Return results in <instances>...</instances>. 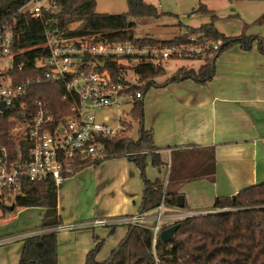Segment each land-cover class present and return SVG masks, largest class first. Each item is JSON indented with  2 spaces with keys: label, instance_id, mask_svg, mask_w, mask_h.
<instances>
[{
  "label": "built area",
  "instance_id": "1",
  "mask_svg": "<svg viewBox=\"0 0 264 264\" xmlns=\"http://www.w3.org/2000/svg\"><path fill=\"white\" fill-rule=\"evenodd\" d=\"M52 0H30L21 7L17 17L0 24V118L14 115L12 135L15 149H2L0 155V211L16 203L23 195V187L51 183L57 189L69 181L83 165L98 163L110 158L139 157L148 152H130L121 156L107 153L103 138H117L126 131L129 122L120 117L115 130L110 117L99 120L103 110L132 105L143 95L134 91L143 87V74L135 68L144 63L154 69L164 68L177 60L214 55L225 44L222 39L213 41L193 36L186 43L142 46L136 42L99 44L89 38L67 39L64 34L46 31L45 39L24 46L23 38L33 37L32 22L45 24L44 11ZM34 49H45L47 56L37 62L48 83L65 82L69 96L74 100L67 116H56L44 102H32V92L41 80L17 84L13 78L17 57ZM126 65L117 79L106 68V62ZM156 153H160L156 151ZM171 154V151H169ZM171 166H168L170 170ZM168 181L166 185H168ZM156 213V214H154ZM218 214L215 210H189L168 206L165 196L154 210L140 211L136 215L99 218L92 221L62 223L55 227L34 229L0 239V247L51 234L78 231H108L125 228L151 234V253L157 258V244L161 233L189 219Z\"/></svg>",
  "mask_w": 264,
  "mask_h": 264
},
{
  "label": "trees",
  "instance_id": "2",
  "mask_svg": "<svg viewBox=\"0 0 264 264\" xmlns=\"http://www.w3.org/2000/svg\"><path fill=\"white\" fill-rule=\"evenodd\" d=\"M29 1L0 0V24L17 17L19 9ZM127 4L126 14L110 15L96 11V0H52L49 9L44 11L46 16L44 22L48 25L32 22L33 37H24V46L30 47L34 42L45 39L47 30L59 31L67 39L89 38L99 44L136 42L142 46L172 45L186 43L193 36H203L213 41L222 39L225 42L224 46L214 55L191 59L203 62L200 70L180 69L171 80L167 81L168 84L185 80H193L200 84L211 82L215 76V64L218 57L235 47L249 50L254 43H257L258 51L264 55L263 38L246 35L228 38L221 35L213 24L188 29L187 33L171 41L152 38L136 39L134 20H159L166 15L143 0H127ZM198 11L210 14L206 5L202 3ZM212 17L214 20L215 16ZM258 25H264V14L258 21ZM73 26L77 28L71 29ZM47 55L48 51L45 49H34L17 57L14 62L13 78L17 84H23L29 80L37 82L41 80L32 92L30 103L44 102L52 113L64 117L69 114L74 100L69 99L64 102V97L69 96L66 83L46 82L44 72L37 68L39 59ZM106 68L113 71L114 78L117 79L120 71L125 70L127 66L107 61ZM135 71L142 73L145 81L143 87L133 89L140 91L143 95L142 99H136L133 104V119L141 125L139 140L135 141L131 137L133 125L129 122L125 125L126 131L123 135L117 138H103L102 143L110 155L121 156L130 152H148L139 157L129 158L141 171L144 182L141 211L156 209L162 203L164 196L168 206L176 207L177 195L165 193L166 182L177 183L212 176L215 173L216 156L214 150L210 148L203 151L197 149L172 151L171 168L168 169L170 163H167L160 153H156L159 149L155 146L153 132L146 130L144 125V98L151 86H158L156 80L163 76L164 69L156 70L141 63ZM14 117L12 114H7L0 118V155L2 149L6 148L9 151L15 149V138L11 133ZM201 153L204 156L194 162L193 157ZM149 165L157 169L159 173L166 170L165 179L148 180L145 171ZM35 188H43L46 191L43 202L45 211L41 225L37 228L45 229L62 224L58 213V189L51 183L32 184L25 185L23 193L29 195L30 190ZM256 207L264 208V185L246 189L235 197L217 198L214 210L228 208L236 209V211L182 222L170 243L166 244L159 239L157 258L160 264H264V209L258 210L255 209ZM3 210L7 211L8 207ZM19 264H59L58 235L51 234L27 240L23 246ZM87 264H113V262L110 259L99 263L95 260L94 253H91ZM130 264H156V259L152 254H145Z\"/></svg>",
  "mask_w": 264,
  "mask_h": 264
},
{
  "label": "crops",
  "instance_id": "3",
  "mask_svg": "<svg viewBox=\"0 0 264 264\" xmlns=\"http://www.w3.org/2000/svg\"><path fill=\"white\" fill-rule=\"evenodd\" d=\"M203 1L206 2V7L212 16H235L241 21H245L242 18L245 17L253 23L264 14V0H219L220 6L214 0ZM203 1L200 0L199 4ZM246 11L250 13L244 15ZM248 31L249 34L246 36H257L264 39V26H250ZM225 35L229 36L228 33ZM183 68L200 70V68L192 69L189 66H182L176 71ZM163 69L164 74L161 78L166 75L165 67ZM169 80L158 84L159 87H156L147 100V97L144 98V107L148 109V118L146 114L144 121L146 130L153 132L155 146L159 149L163 159L170 163L169 166L172 162L169 151H193L194 149L203 151L207 148L214 150L216 166L215 173L210 177L177 183L169 182L165 185V193H174L177 199L182 197V209H189L190 201L195 207L189 210L202 211L205 209L202 204L194 200H189L187 203L183 194L184 188H187L191 182L196 181L197 189L201 192L207 186L213 187L216 199L234 197L246 189L264 185V55L258 51L257 43H254L249 50L235 47L220 55L215 64V76L207 84H200L193 80L168 84ZM203 156L204 154L201 153L192 160L195 162ZM94 164L99 166L101 163ZM128 166L132 168L131 165ZM77 173L69 181L74 179ZM165 173L166 170L158 172L153 180H148L155 181L158 178L163 180ZM132 175L135 176L134 173ZM182 183H184L183 186L171 187L172 184ZM135 189L136 193L131 190L129 193H71L72 197H61V199L58 193V213L62 223L136 215L141 211L144 190V182L139 180L138 173ZM99 195L110 197V199L103 203ZM27 196L23 193L16 203L8 206V210L2 213L3 216L12 214L11 216L15 217L18 214L15 212L18 208L17 204L19 201L23 203ZM30 203L35 209L40 207L39 209L43 210L40 215L42 222V215L45 211L44 203L35 200ZM71 203L74 204L76 214L73 212L64 214L66 204ZM82 207H85V210H81ZM95 232L106 235H97ZM149 234L125 228L60 234L62 238L67 237L69 240V242L65 240L61 242L71 249L66 257L59 254V264H61V258L65 264H87L91 253H94L96 260V255L103 246L100 241H103L102 237L105 236L111 248L109 257L105 261L112 259L113 264H116L121 260H130L134 250L140 258L145 250L140 239ZM106 238L103 243L106 242ZM122 246H125L123 251L117 252V257L114 259L112 253ZM22 247L21 244V247L19 246L14 253L10 251L1 253L0 264H19ZM125 248L131 251L126 253Z\"/></svg>",
  "mask_w": 264,
  "mask_h": 264
},
{
  "label": "rangeland",
  "instance_id": "4",
  "mask_svg": "<svg viewBox=\"0 0 264 264\" xmlns=\"http://www.w3.org/2000/svg\"><path fill=\"white\" fill-rule=\"evenodd\" d=\"M143 1L147 4L157 7L158 10L163 14H165L166 16H164L159 20L156 19L134 20L136 24L135 27L136 39L152 38L160 41H171L187 33L188 29L200 28L208 24H213V26L221 35L226 36L225 33H228L229 34L228 38H236L242 35H248L249 34L248 29L250 26L253 27L264 26V25L262 26L258 25V21L260 20L261 17L253 23L251 21H248L250 19H247L245 17H242L244 18L245 21H241L236 19L235 16L215 15V19L213 20L211 12L210 14H203L198 11L199 5L202 3L201 2L199 4L200 0H143ZM214 1L216 2L217 5L220 6L219 0H214ZM96 2H97L96 11L98 13L119 15V14H126L128 12L127 0H96ZM243 2L247 3V1H243ZM202 4L207 5L205 1H203ZM249 13H250L249 11H246L244 12V15H247ZM76 28H77L76 26L71 27V29H76ZM187 61L190 62H184V61L170 62L168 65L165 66L166 75L164 76V78L157 79L156 84L157 85L162 84L166 80L172 78L174 74H176L177 72L176 70L182 68V66H189L192 69H199L203 64V62L199 60L191 61V59H188ZM156 87L151 86L149 88V90L147 91L146 100L148 99V97H150L153 91L156 90ZM133 104L122 106L120 109L113 108V109L103 110L98 114L99 120H102V117L109 116L110 125L115 130H117L120 127V125L117 124V121L120 117L122 118V121L127 120L133 125V134H131V137H133L135 141H138L141 125L140 123L136 122L133 119V111H134ZM146 114L148 118V109L145 106L144 107L145 120H146ZM99 163H101L99 166L96 164H91L86 166L77 173L74 179L59 187L58 193L60 199L61 197H72L71 193H127V192L129 193L130 190L131 192L136 193L137 190L135 189V185H136L137 173L139 180L143 182L141 177V171L135 165H133V163L127 157L111 158ZM128 165H131L132 168H129ZM132 173H134L135 176H133ZM145 173L148 179L153 180V177H156L158 175L157 174L158 170L153 168L151 165H149ZM183 185L184 183L179 185L172 184L171 187L176 188ZM121 189L125 190L126 192ZM183 192H184L183 193L184 196L186 197L187 203L189 200H194L197 203L202 204L204 206L205 209L203 210H209V209L214 210V202L216 197H215V193H213V187L207 186L201 192L197 189V182L195 181L189 183V186L187 188H184ZM30 193H32L33 195L32 194L28 195L27 199H25L23 203L19 201V203L17 204L18 208L16 212L18 214L15 215V217L17 216L16 218L11 216L12 214L10 216L7 215L6 217H4L0 211V239L9 237L16 233H21L23 231L38 229L37 227L41 224L40 215L43 213V210L39 209L40 207L35 209L30 203V201L35 200L41 203L44 202L46 191L43 188H35L33 190L31 189ZM99 199L104 203L106 201H109L110 197L99 195ZM189 205H190L188 207L189 209H193L195 207V205L191 204L190 201H189ZM255 209L259 210L264 208L256 207ZM81 210H85V207H82ZM215 211H218L219 214L225 212H235L236 209L226 208ZM72 212L76 214V209L74 208V204L73 203L66 204V209L64 214H68ZM91 232H93V230H91ZM96 232H100V231H96ZM96 234L99 235L105 233H96ZM106 237L107 236L102 237L103 241ZM139 237L140 235L138 233V239ZM61 240H65L67 242H69V240H67V237L62 238L61 235L58 237L59 254L60 256L66 257L67 255H69L71 248L63 244ZM103 241L102 240L100 241L102 242L103 246H101L99 254L96 255L97 262H102V261L105 262V260L109 257L110 254L111 248L108 246L109 240L106 238V242L103 243ZM140 241L141 244L145 246L144 247L145 250H143L144 251L143 255L151 254L153 252L150 246L151 234H149V236L148 235H145L144 237L142 236V239H140ZM21 244L24 246L25 243L21 242L9 246L0 247V254L4 253L5 251H10L14 253L16 250L19 249V246L21 247ZM124 247L125 246H122L112 253L114 259H116L117 257V252H119L120 250L123 251ZM129 251H131V249L125 248L126 253H128ZM138 258H139L138 253L136 252V250H134L133 256L130 260H125V261L121 260V262H118L116 264L134 263ZM61 264H65L62 258H61Z\"/></svg>",
  "mask_w": 264,
  "mask_h": 264
},
{
  "label": "water",
  "instance_id": "5",
  "mask_svg": "<svg viewBox=\"0 0 264 264\" xmlns=\"http://www.w3.org/2000/svg\"><path fill=\"white\" fill-rule=\"evenodd\" d=\"M177 207L183 208L182 197H179ZM180 227H181V225L178 224V225H175L173 227H170V228L164 230L160 235V239L162 240V242H164L166 244L170 243L172 241V239L174 238V235L176 234V232L180 229Z\"/></svg>",
  "mask_w": 264,
  "mask_h": 264
}]
</instances>
